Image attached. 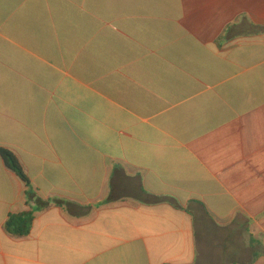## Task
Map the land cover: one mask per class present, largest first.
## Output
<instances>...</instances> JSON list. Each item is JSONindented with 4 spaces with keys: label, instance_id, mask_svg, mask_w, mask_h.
I'll use <instances>...</instances> for the list:
<instances>
[{
    "label": "crops",
    "instance_id": "0c3cea01",
    "mask_svg": "<svg viewBox=\"0 0 264 264\" xmlns=\"http://www.w3.org/2000/svg\"><path fill=\"white\" fill-rule=\"evenodd\" d=\"M1 148L0 264H264V0H0Z\"/></svg>",
    "mask_w": 264,
    "mask_h": 264
},
{
    "label": "trees",
    "instance_id": "16d2710c",
    "mask_svg": "<svg viewBox=\"0 0 264 264\" xmlns=\"http://www.w3.org/2000/svg\"><path fill=\"white\" fill-rule=\"evenodd\" d=\"M0 156L6 162L8 168H10L28 187V191H27L28 200L30 201L35 200L37 204L40 205L39 208L43 206L44 209V208H48L50 205H54L64 209L65 211L69 212L72 215H78L79 211H84V209H86V211H90L92 209L91 206L87 208H83L78 204L62 201V200L43 201L42 199H36V194L32 192L30 180L26 176L22 168V165L20 164L17 157L9 150L3 148L0 149ZM134 197H136L139 201H141L144 204L156 205V204H161L163 202H170L172 205L178 207L177 203H175L173 199L149 195L141 187H136ZM117 198L118 197L115 195L113 189L109 198L104 203H99L98 206L111 202H116L118 200ZM34 218H35L34 211L32 210L24 211L18 214H11L8 217V220L5 225L6 231L15 237H20V238L26 237L31 233Z\"/></svg>",
    "mask_w": 264,
    "mask_h": 264
}]
</instances>
